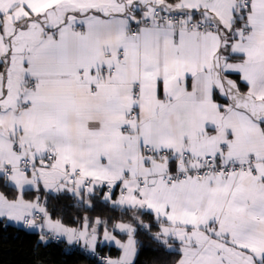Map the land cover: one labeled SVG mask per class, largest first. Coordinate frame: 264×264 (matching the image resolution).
<instances>
[{
    "label": "snow or ice",
    "instance_id": "obj_1",
    "mask_svg": "<svg viewBox=\"0 0 264 264\" xmlns=\"http://www.w3.org/2000/svg\"><path fill=\"white\" fill-rule=\"evenodd\" d=\"M0 221L31 264H264V0H0Z\"/></svg>",
    "mask_w": 264,
    "mask_h": 264
},
{
    "label": "trees",
    "instance_id": "obj_2",
    "mask_svg": "<svg viewBox=\"0 0 264 264\" xmlns=\"http://www.w3.org/2000/svg\"><path fill=\"white\" fill-rule=\"evenodd\" d=\"M30 198V196H26ZM50 208L55 209L56 216H63L66 224L74 226V221L78 217L89 216L93 221L96 218L107 219L111 223L117 222L121 218L119 210H111L100 201L94 202V208L84 209L71 200H51ZM114 234L124 237L115 232ZM38 233L22 230L19 227L4 226L0 221V264H31L33 252L36 250ZM143 242L144 247L139 252L136 264H160L161 254L153 251L148 238L141 231L137 237ZM41 250L46 254L50 264H100L101 259L106 255H116L118 250L110 246H102L95 256L82 254L78 250L65 249L64 245H56L50 242L46 247L41 246Z\"/></svg>",
    "mask_w": 264,
    "mask_h": 264
},
{
    "label": "crops",
    "instance_id": "obj_3",
    "mask_svg": "<svg viewBox=\"0 0 264 264\" xmlns=\"http://www.w3.org/2000/svg\"><path fill=\"white\" fill-rule=\"evenodd\" d=\"M119 190L117 189V192H118ZM17 227V226H16ZM32 232H36V233H38L39 232V230L37 229V230H34V231H32ZM114 235H116V234H114ZM100 236H101V238H102V236H103V230H102V228H101V230H100ZM116 237H117V239H121V240H125L126 239V236H124V237H120V236H118V235H116ZM102 246H108V247H110V246H112V247H114L115 249H117L118 250V253L116 254V255H106V256H104L103 258H117L119 255H120V251H119V249H118V247L114 244V243H109V242H105V243H103V244H100V245H98V247H97V250L99 249V248H101ZM97 250H96V252H97ZM91 255V254H90Z\"/></svg>",
    "mask_w": 264,
    "mask_h": 264
}]
</instances>
